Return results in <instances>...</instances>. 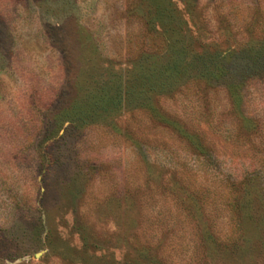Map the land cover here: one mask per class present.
<instances>
[{"label":"rangeland","instance_id":"rangeland-1","mask_svg":"<svg viewBox=\"0 0 264 264\" xmlns=\"http://www.w3.org/2000/svg\"><path fill=\"white\" fill-rule=\"evenodd\" d=\"M0 264H264V0H0Z\"/></svg>","mask_w":264,"mask_h":264}]
</instances>
